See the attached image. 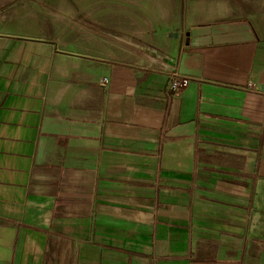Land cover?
I'll return each instance as SVG.
<instances>
[{
	"label": "crops",
	"instance_id": "obj_1",
	"mask_svg": "<svg viewBox=\"0 0 264 264\" xmlns=\"http://www.w3.org/2000/svg\"><path fill=\"white\" fill-rule=\"evenodd\" d=\"M181 3L141 64L0 19V264H264V20Z\"/></svg>",
	"mask_w": 264,
	"mask_h": 264
},
{
	"label": "rangeland",
	"instance_id": "obj_2",
	"mask_svg": "<svg viewBox=\"0 0 264 264\" xmlns=\"http://www.w3.org/2000/svg\"><path fill=\"white\" fill-rule=\"evenodd\" d=\"M37 1L33 3L30 0H0L1 22L10 23L13 27L17 23L19 25L21 23L19 21L22 20L16 19V13L22 12L25 7L53 8V13L48 15L46 13L43 15L41 11L29 12V14H33L30 15L34 18L31 20L35 24L37 22L49 24V28L51 24L54 33L61 39L62 35L68 34L70 31L78 37L80 33L78 29L82 28L79 23H87L88 27H93V25L101 27L99 31L87 30L85 32L87 37L83 36V38L91 40L90 38L93 36L100 37L103 49H110L107 43L108 39L118 40L119 46L116 49L118 58L139 64L145 62L149 56L155 58V62L160 61L158 55L154 56L152 51L159 52L157 48L163 47L165 44L164 36H166V41L172 39V35H170L172 32L169 33V31L178 26L179 22L177 23V21L182 10L181 0ZM85 1L88 2L87 7L100 8L102 6L107 7L109 11L107 14L94 15V9L85 10ZM241 1L249 17L253 20L261 18L264 20V0Z\"/></svg>",
	"mask_w": 264,
	"mask_h": 264
},
{
	"label": "built area",
	"instance_id": "obj_3",
	"mask_svg": "<svg viewBox=\"0 0 264 264\" xmlns=\"http://www.w3.org/2000/svg\"><path fill=\"white\" fill-rule=\"evenodd\" d=\"M170 76L172 79V87L174 90L182 89L188 86L190 79L187 76L181 74L178 63L173 64L170 70Z\"/></svg>",
	"mask_w": 264,
	"mask_h": 264
}]
</instances>
